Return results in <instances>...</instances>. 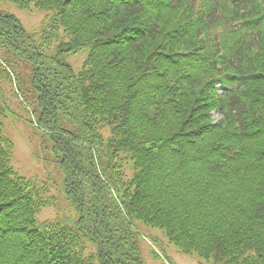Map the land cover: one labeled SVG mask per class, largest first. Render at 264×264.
Segmentation results:
<instances>
[{"label": "trees", "instance_id": "trees-1", "mask_svg": "<svg viewBox=\"0 0 264 264\" xmlns=\"http://www.w3.org/2000/svg\"><path fill=\"white\" fill-rule=\"evenodd\" d=\"M12 1L52 15L29 31L0 10V264H146L139 223L207 262L264 264V0ZM11 71L74 214L39 221L48 183L12 164Z\"/></svg>", "mask_w": 264, "mask_h": 264}, {"label": "rangeland", "instance_id": "rangeland-1", "mask_svg": "<svg viewBox=\"0 0 264 264\" xmlns=\"http://www.w3.org/2000/svg\"><path fill=\"white\" fill-rule=\"evenodd\" d=\"M0 10L15 14L29 31L40 29L50 20L52 15V11L49 10L23 9L12 0H0ZM86 56L87 54L81 51L67 54L66 59L76 70H79ZM32 69V66L21 65L19 71L21 75L30 71V74H23L28 79ZM13 73L12 71L9 72L12 75V81L7 78L1 80L6 100L14 112L13 115L4 119L3 125L4 133L15 143L12 164L20 174L48 183L50 201L38 214L39 221L53 220L58 216H68V213L74 214V209L65 197L63 174L58 163H56L52 141L47 134L34 128L28 121L33 115L32 110L35 109V106L27 92L25 96L23 95L27 100L16 94L19 82L23 78H19V80ZM25 86L28 88L27 84ZM37 111L39 113V110ZM105 132L110 134L109 127L105 128ZM51 196H53L52 204ZM138 227L142 233L140 239L141 255L146 264H169V262L170 264H214L212 261L201 260L196 255L181 252L168 241L161 229L144 223H139ZM154 250L161 256L155 257L153 255Z\"/></svg>", "mask_w": 264, "mask_h": 264}]
</instances>
